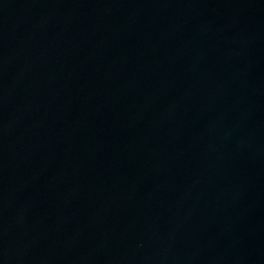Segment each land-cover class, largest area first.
Segmentation results:
<instances>
[{
  "label": "water",
  "instance_id": "1",
  "mask_svg": "<svg viewBox=\"0 0 264 264\" xmlns=\"http://www.w3.org/2000/svg\"><path fill=\"white\" fill-rule=\"evenodd\" d=\"M0 264H264V0H0Z\"/></svg>",
  "mask_w": 264,
  "mask_h": 264
}]
</instances>
